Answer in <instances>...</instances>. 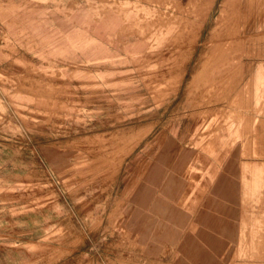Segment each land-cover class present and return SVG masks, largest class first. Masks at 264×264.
I'll return each instance as SVG.
<instances>
[{
	"label": "rangeland",
	"instance_id": "374dc122",
	"mask_svg": "<svg viewBox=\"0 0 264 264\" xmlns=\"http://www.w3.org/2000/svg\"><path fill=\"white\" fill-rule=\"evenodd\" d=\"M0 264H264V0H0Z\"/></svg>",
	"mask_w": 264,
	"mask_h": 264
},
{
	"label": "crops",
	"instance_id": "0c3cea01",
	"mask_svg": "<svg viewBox=\"0 0 264 264\" xmlns=\"http://www.w3.org/2000/svg\"><path fill=\"white\" fill-rule=\"evenodd\" d=\"M87 8L86 13L88 15H84V30L87 40L85 43V45H87L86 52L88 53L89 46L94 45V52L96 51L94 55L98 53L100 54V60L98 62H113L117 61L122 56L134 58L147 50L149 46V43H147L148 41L138 37L137 39L130 41L131 44L128 49L131 50L130 53L124 54L123 49L128 45L127 36H123L122 40L120 39L121 30L126 24L124 16L117 14L114 11L112 14L107 13L101 17H96L94 14H91V12L94 13V11L90 4ZM93 22H95V24H93ZM111 41L118 42L120 48L118 55L115 54L113 49L111 51ZM106 43H109V45H106ZM105 71L109 70L105 69Z\"/></svg>",
	"mask_w": 264,
	"mask_h": 264
},
{
	"label": "bare ground",
	"instance_id": "6f19581e",
	"mask_svg": "<svg viewBox=\"0 0 264 264\" xmlns=\"http://www.w3.org/2000/svg\"><path fill=\"white\" fill-rule=\"evenodd\" d=\"M132 40V39H131Z\"/></svg>",
	"mask_w": 264,
	"mask_h": 264
}]
</instances>
